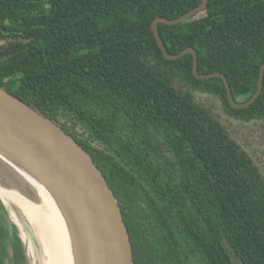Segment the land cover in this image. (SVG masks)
I'll return each mask as SVG.
<instances>
[{"label": "trees", "instance_id": "trees-1", "mask_svg": "<svg viewBox=\"0 0 264 264\" xmlns=\"http://www.w3.org/2000/svg\"><path fill=\"white\" fill-rule=\"evenodd\" d=\"M201 3L0 0V87L92 157L119 201L135 264H264V179L231 130L264 119V81L253 105L234 109L221 78L197 79L192 54L166 60L152 31L156 18ZM158 29L168 54L193 48L199 74H224L236 103L257 92L264 0H208L195 19ZM13 244L12 264H27L16 228Z\"/></svg>", "mask_w": 264, "mask_h": 264}, {"label": "water", "instance_id": "water-1", "mask_svg": "<svg viewBox=\"0 0 264 264\" xmlns=\"http://www.w3.org/2000/svg\"><path fill=\"white\" fill-rule=\"evenodd\" d=\"M207 8L208 0H202L199 7L178 19L156 18L152 31L166 60L176 61L192 54L193 75L200 80L221 78L225 83L230 105L234 109H246L262 95L264 65L260 69L256 94L248 102L236 104L224 74H199L198 55L193 48L170 55L162 42L159 24H183L195 19ZM14 166H19L32 175L58 203L72 235L75 264H135L129 230L119 201L92 157L50 118L0 87V184L13 189L11 180L16 179L29 195L35 196L34 190L13 170ZM0 206L6 215L8 227L5 264H12L15 228L23 231L20 233L24 247L28 236L24 233L23 226L12 220L15 214L13 207L5 205L1 197ZM24 217L27 219L22 214L19 220ZM30 245H33L36 255L33 250L31 252L36 257L37 264H40L42 248L38 251L34 243Z\"/></svg>", "mask_w": 264, "mask_h": 264}, {"label": "bare ground", "instance_id": "bare-ground-1", "mask_svg": "<svg viewBox=\"0 0 264 264\" xmlns=\"http://www.w3.org/2000/svg\"><path fill=\"white\" fill-rule=\"evenodd\" d=\"M6 163L10 164L9 161ZM12 168L23 182L34 190L35 196L29 195L24 186H20L16 179H12L13 189L0 184V197L7 206L13 207L18 222L24 214L34 228L42 248L43 256L39 263L75 264L72 235L57 206L58 203L56 204L50 192L26 170L19 166ZM30 250L36 255L33 245H30Z\"/></svg>", "mask_w": 264, "mask_h": 264}, {"label": "flooded vegetation", "instance_id": "flooded-vegetation-1", "mask_svg": "<svg viewBox=\"0 0 264 264\" xmlns=\"http://www.w3.org/2000/svg\"><path fill=\"white\" fill-rule=\"evenodd\" d=\"M253 96H251V98ZM240 100H243V98ZM248 101H246V102H248ZM246 102H242V103H236L235 102V103L236 104H244ZM240 120L243 121L241 118H240ZM241 121H239L237 124L240 126V130H246L245 135L251 137V141L247 143V147L250 149V153L252 154L253 158L255 159L254 162H255L256 166L259 168L260 173L264 179V119H262L260 121L259 120L248 121V122H246V121L241 122ZM237 135H239L238 137L243 141L244 134L239 133ZM0 212L3 214V209H0ZM3 223H5L7 225L6 218H4Z\"/></svg>", "mask_w": 264, "mask_h": 264}, {"label": "rangeland", "instance_id": "rangeland-1", "mask_svg": "<svg viewBox=\"0 0 264 264\" xmlns=\"http://www.w3.org/2000/svg\"><path fill=\"white\" fill-rule=\"evenodd\" d=\"M199 99L202 100V101H207L206 102V106L207 107H209L211 109L216 108L215 107V102H217V101L215 100L214 97H211V98L209 97L208 98L205 95H201V96H199ZM234 125H235L234 128H233V125L231 126V130L233 131V136L238 138L239 135H237V134L243 133L244 134L243 141L240 140L239 138L238 139L241 141L242 145L250 152V149L247 147V143L251 141V137L245 135L246 134V130H240V126H238L236 124H234ZM2 215H3L2 217L6 218V215L4 214V212H3ZM12 220H15L19 226H23L24 233L28 236L27 241H25L26 255H27L28 264H37V259L32 254V252L30 250V246H29L30 244L34 243L37 246L38 251H40L41 246H40V243L38 241V238H37V235L35 233V230L33 229V227L30 225V223L28 222V220L25 217L23 218V220H19V222L17 221L15 216H14V218H12ZM18 228H20V227H18ZM20 232L23 233V231H21V228L19 230H17V235L23 240V236H22V234Z\"/></svg>", "mask_w": 264, "mask_h": 264}]
</instances>
